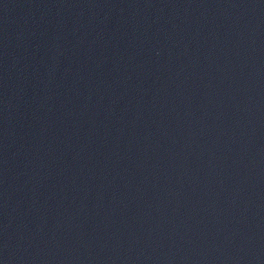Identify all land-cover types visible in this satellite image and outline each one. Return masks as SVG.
<instances>
[{
	"label": "water",
	"instance_id": "95a60500",
	"mask_svg": "<svg viewBox=\"0 0 264 264\" xmlns=\"http://www.w3.org/2000/svg\"><path fill=\"white\" fill-rule=\"evenodd\" d=\"M0 264H264V0H0Z\"/></svg>",
	"mask_w": 264,
	"mask_h": 264
}]
</instances>
